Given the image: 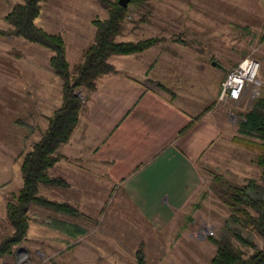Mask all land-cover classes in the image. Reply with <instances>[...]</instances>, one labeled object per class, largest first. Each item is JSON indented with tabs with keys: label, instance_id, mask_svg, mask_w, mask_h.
Here are the masks:
<instances>
[{
	"label": "rangeland",
	"instance_id": "1",
	"mask_svg": "<svg viewBox=\"0 0 264 264\" xmlns=\"http://www.w3.org/2000/svg\"><path fill=\"white\" fill-rule=\"evenodd\" d=\"M20 2L0 0V32L12 30L4 18ZM40 8L35 24L62 37L71 70L82 61V50L93 42L95 28L91 22L105 19L107 11L96 0H43ZM263 35L264 0H151L139 7L129 6L123 31L116 41L163 39L160 43L165 45L130 56L143 65L154 62L157 54L202 59L203 86L197 92L203 89L197 106L203 107L211 101L214 81L220 84L228 69L246 56L257 59L260 64L257 97L264 93ZM51 56L52 52L42 46L20 37L0 35V239L12 232L6 218V204L22 186V158L46 130L49 117L45 115H51L62 101V82L49 65ZM117 59L120 58L113 57L111 65L115 69L126 68ZM160 63L161 69L173 70L169 68L171 63ZM189 81L175 76L158 82H181L182 90L187 92L189 89L184 86ZM86 91L81 88L76 95L83 101ZM249 92L235 103L219 99L218 106L226 109L229 127L210 153L213 163L203 164L200 189L171 225L160 230L150 226L130 208L117 188L105 179L79 172L77 177L68 180V187L40 186L38 191L49 200L73 206L79 216L73 218L32 207L25 241L15 248L12 257L1 258L0 264H47L52 259L59 264H137L138 250L145 264H211L216 253L211 239L218 238L224 220L230 215L228 206L209 189L213 176L241 186L248 179L257 180L260 174L255 164L256 152L231 140L241 116L257 98H251ZM17 122L30 126L25 144L22 139L26 131ZM201 192L207 193V197L199 210L193 209ZM187 216L190 220L183 225V218ZM43 217L76 224L87 233L75 240L68 238L40 226ZM206 227H210L214 236H206ZM196 231L202 240L187 237ZM253 241L264 249V238L260 235L254 233ZM231 242L243 256L250 253L249 249Z\"/></svg>",
	"mask_w": 264,
	"mask_h": 264
},
{
	"label": "crops",
	"instance_id": "2",
	"mask_svg": "<svg viewBox=\"0 0 264 264\" xmlns=\"http://www.w3.org/2000/svg\"><path fill=\"white\" fill-rule=\"evenodd\" d=\"M160 45L165 43L150 49ZM163 55L157 54L154 62L145 65L131 55L108 59L112 64L113 57L120 58L126 68L101 77L94 91H86L78 125L58 149L60 159L49 171L51 177L64 180L66 187L79 172L105 179L157 230L171 225L192 202L203 182V164L213 163L210 153L229 127L226 109L218 106L225 77L220 84H211L210 103L197 106L203 89L197 92L203 86L202 59ZM138 62L142 65L136 66ZM160 62L171 63L173 70L161 69ZM175 76L190 79L184 86L187 92L181 82H158ZM17 124L26 131L25 144L30 126ZM183 221V225L188 223L186 217ZM194 236L202 240L198 231L187 237Z\"/></svg>",
	"mask_w": 264,
	"mask_h": 264
},
{
	"label": "trees",
	"instance_id": "3",
	"mask_svg": "<svg viewBox=\"0 0 264 264\" xmlns=\"http://www.w3.org/2000/svg\"><path fill=\"white\" fill-rule=\"evenodd\" d=\"M42 1L22 0L15 4L4 18L12 30L0 32V35L20 37L50 50L52 56L49 65L62 82L59 108L48 118V126L41 138L22 158V187L6 204V218L12 232L0 239V259L12 257L15 248L25 241L30 220L28 214L32 207L73 218L79 216L73 206L49 200L38 192L40 186L66 187L62 179L51 177L49 171L60 159L58 149L69 141L78 124L83 103L76 91L81 88L94 91L101 77L115 74L116 69L108 62L111 56L141 53L163 41L161 38L136 42L116 41L123 31L129 6L139 7L151 0H131L126 8L118 5L117 0H96L107 11V17L91 22L95 28L93 42L82 50V61L70 70L62 37L35 24ZM261 40H264V35ZM231 140L256 152L255 164L260 168V174L257 180L248 179L241 186L233 185L221 176H213V184L209 189L228 206L230 215L224 220L218 238L211 239L216 247L211 264H264V249L258 248L253 241L254 233L264 238V93L255 98L249 110L241 116L236 135ZM206 197L207 193L201 192L199 201L192 205L193 209L199 210ZM186 220L189 221L190 217L187 216ZM39 225L74 240L87 233L76 224L54 217L41 218ZM231 240L249 249L250 253L243 256ZM136 256L137 264H145L141 250L137 251ZM47 264L59 263L52 259Z\"/></svg>",
	"mask_w": 264,
	"mask_h": 264
},
{
	"label": "built area",
	"instance_id": "4",
	"mask_svg": "<svg viewBox=\"0 0 264 264\" xmlns=\"http://www.w3.org/2000/svg\"><path fill=\"white\" fill-rule=\"evenodd\" d=\"M259 68L260 64L255 58L251 56L242 58L225 73V78L220 86L219 99L221 101H239L249 91L251 98L257 97L260 94ZM204 232L206 236H214L210 227H206Z\"/></svg>",
	"mask_w": 264,
	"mask_h": 264
},
{
	"label": "water",
	"instance_id": "5",
	"mask_svg": "<svg viewBox=\"0 0 264 264\" xmlns=\"http://www.w3.org/2000/svg\"><path fill=\"white\" fill-rule=\"evenodd\" d=\"M131 0H117L118 2V5H120L121 7L123 8H126L128 6V3L130 2ZM213 66H216V63H212Z\"/></svg>",
	"mask_w": 264,
	"mask_h": 264
}]
</instances>
